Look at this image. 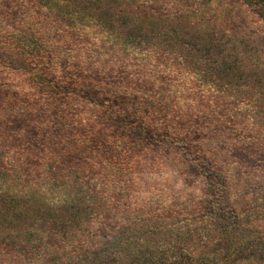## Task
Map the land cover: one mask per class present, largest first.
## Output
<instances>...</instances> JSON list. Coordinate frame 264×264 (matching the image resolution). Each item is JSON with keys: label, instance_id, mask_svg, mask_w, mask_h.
I'll return each mask as SVG.
<instances>
[{"label": "rangeland", "instance_id": "obj_1", "mask_svg": "<svg viewBox=\"0 0 264 264\" xmlns=\"http://www.w3.org/2000/svg\"><path fill=\"white\" fill-rule=\"evenodd\" d=\"M79 3L0 0V264H264L263 9Z\"/></svg>", "mask_w": 264, "mask_h": 264}, {"label": "trees", "instance_id": "obj_2", "mask_svg": "<svg viewBox=\"0 0 264 264\" xmlns=\"http://www.w3.org/2000/svg\"><path fill=\"white\" fill-rule=\"evenodd\" d=\"M60 1H62V0H60ZM77 1H79L80 3H79V5L76 4V6H75L76 9L74 10V12L75 11H81L84 13H87V12L91 13L92 11H94L100 17H102V15H103L105 17L104 20H106L111 26L116 27L118 32H123V34H124V32H129V35H130V33L134 32V27L130 25L133 22L129 21V20H132L129 18L130 13H129L128 9H130V6L127 9V3L130 2V0H77ZM243 1L245 3L251 5L254 8H256V7L262 8L263 12H264V0H243ZM42 4L45 5L46 12L50 11V9L48 8V5H46L47 2H43ZM125 4H126V9H124ZM60 17L61 16L58 14L56 17L57 20H55L57 22L56 24L59 23L58 21L60 20ZM50 18H52V17H50ZM125 25H127V26H125ZM154 30H152L151 34H154L156 36L157 33ZM123 34L119 33V36L125 38V36ZM139 36H142V34H139ZM143 38L144 37H142L141 39H143ZM196 59H197V62L204 60V58H201L200 55L198 57H196ZM262 89H264V88H262ZM239 98H241V99H238V100H240V104L242 102L243 106L246 107V110H248L249 114L251 112L253 116L255 114H258L259 116L261 115V117L264 116V100H258L259 97H257V99H254V98L251 99L248 97H239ZM256 117L257 116H255V118ZM14 216H17V215L13 212V210H11V212L6 211V213L0 211V228L2 226H5L3 224L7 220L11 221L12 219H14ZM61 230H63V229L56 228V230H54V231L48 230L47 232L52 233L53 234L52 236L61 237L60 236ZM74 231L75 230H73V233H74ZM2 233L4 234V237H5L4 238L1 235L0 239L3 240L2 242H4V243L9 242L10 244L11 243L15 244L17 242V239H14V238L11 240H6V238H7V235L5 234L6 232H2ZM2 238H4V239H2ZM43 242L44 241L41 238L34 239V247L37 248L36 250L43 248V245H44ZM45 245L47 248L48 247L50 248V247L54 246V243L45 242ZM27 252L32 253L33 251L28 250Z\"/></svg>", "mask_w": 264, "mask_h": 264}]
</instances>
